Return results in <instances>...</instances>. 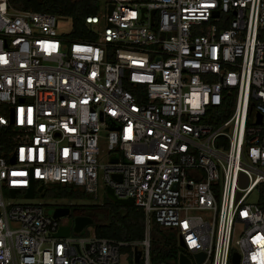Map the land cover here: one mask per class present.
Returning <instances> with one entry per match:
<instances>
[{
	"label": "built area",
	"instance_id": "obj_1",
	"mask_svg": "<svg viewBox=\"0 0 264 264\" xmlns=\"http://www.w3.org/2000/svg\"><path fill=\"white\" fill-rule=\"evenodd\" d=\"M93 1L76 38L0 0V264H264V0ZM30 182L109 186L142 235H53Z\"/></svg>",
	"mask_w": 264,
	"mask_h": 264
},
{
	"label": "trees",
	"instance_id": "obj_2",
	"mask_svg": "<svg viewBox=\"0 0 264 264\" xmlns=\"http://www.w3.org/2000/svg\"><path fill=\"white\" fill-rule=\"evenodd\" d=\"M17 7L45 10L66 15L72 21L70 36L85 37L83 15L93 12V0H9ZM39 185V184H37ZM39 192L47 196H66L68 198L86 197V193L70 184L53 183ZM100 203H62L68 206L72 214H85L91 217V224L96 235L115 239H136L142 235L143 213L140 208L130 203H119L102 194ZM172 231L153 226L151 233L150 259L169 261L175 259L176 246L172 242Z\"/></svg>",
	"mask_w": 264,
	"mask_h": 264
},
{
	"label": "rangeland",
	"instance_id": "obj_3",
	"mask_svg": "<svg viewBox=\"0 0 264 264\" xmlns=\"http://www.w3.org/2000/svg\"><path fill=\"white\" fill-rule=\"evenodd\" d=\"M93 11L94 12H102L103 7H102V2H96L93 4ZM56 30L58 34L62 35H68L70 31L72 30V21L70 17L66 15H58L57 16V23H56ZM43 189L50 186L53 183H42ZM37 186V185H36ZM35 186V187H36ZM81 189V188H78ZM82 190V189H81ZM86 193V197H81V198H68L66 196H47V195H42L38 190L34 189V193L31 197L25 198L22 195L15 197L16 200L20 201H29V202H38L41 204L42 209L44 214L52 215V211L54 207L59 206L62 203H72V202H77V203H100L101 202V197L102 194L104 193H99L97 196H94L91 191H84ZM72 210L69 209V212ZM71 214V213H70ZM67 215H62L57 218L58 222H64L67 224L72 223V220L70 217L67 219ZM93 229V225L91 223L84 225L79 231H70V233H86L87 231H91ZM238 233V229L235 230L234 235L236 236Z\"/></svg>",
	"mask_w": 264,
	"mask_h": 264
},
{
	"label": "water",
	"instance_id": "obj_4",
	"mask_svg": "<svg viewBox=\"0 0 264 264\" xmlns=\"http://www.w3.org/2000/svg\"><path fill=\"white\" fill-rule=\"evenodd\" d=\"M141 10H143V7H141ZM151 12L153 11V9L150 10ZM259 120V114L258 112H256V121ZM35 190H40L41 189V185H37L34 188V185L32 182L29 183V185L26 187V191L24 192L25 196L31 197L33 195V191ZM11 193H13L11 191ZM104 195L114 201V202H119V203H132V198L131 197H117L113 192L112 189L109 186H106L104 189ZM52 216H58V215H64V214H68V206L65 205H59L54 207L53 211H52ZM92 219L90 216L85 215V214H76L72 217V223L71 225L69 224H63V225H59L56 230L53 232V235L56 236H63V235H67L69 233L70 230L76 232L79 231L84 225H87L89 223H91ZM138 253L139 250L135 249L134 251V260L137 261L138 259ZM180 261L181 262H187V259L185 258V256L180 255ZM237 256H234V261L236 262Z\"/></svg>",
	"mask_w": 264,
	"mask_h": 264
},
{
	"label": "flooded vegetation",
	"instance_id": "obj_5",
	"mask_svg": "<svg viewBox=\"0 0 264 264\" xmlns=\"http://www.w3.org/2000/svg\"><path fill=\"white\" fill-rule=\"evenodd\" d=\"M70 213H71V214H70ZM79 214H80V213H79ZM74 215H76V214H72V211L69 212V208H68V214H67V216L70 217V219L72 220V217H73ZM68 217H67V219H68Z\"/></svg>",
	"mask_w": 264,
	"mask_h": 264
}]
</instances>
